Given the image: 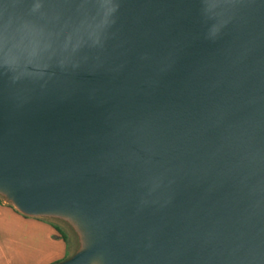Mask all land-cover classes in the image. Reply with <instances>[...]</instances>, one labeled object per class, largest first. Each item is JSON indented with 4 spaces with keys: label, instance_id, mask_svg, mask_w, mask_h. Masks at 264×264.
<instances>
[{
    "label": "water",
    "instance_id": "obj_1",
    "mask_svg": "<svg viewBox=\"0 0 264 264\" xmlns=\"http://www.w3.org/2000/svg\"><path fill=\"white\" fill-rule=\"evenodd\" d=\"M0 197L53 264H264V0H0Z\"/></svg>",
    "mask_w": 264,
    "mask_h": 264
},
{
    "label": "crops",
    "instance_id": "obj_2",
    "mask_svg": "<svg viewBox=\"0 0 264 264\" xmlns=\"http://www.w3.org/2000/svg\"><path fill=\"white\" fill-rule=\"evenodd\" d=\"M67 235L50 218L25 216L0 197V264H53L70 256Z\"/></svg>",
    "mask_w": 264,
    "mask_h": 264
},
{
    "label": "rangeland",
    "instance_id": "obj_3",
    "mask_svg": "<svg viewBox=\"0 0 264 264\" xmlns=\"http://www.w3.org/2000/svg\"><path fill=\"white\" fill-rule=\"evenodd\" d=\"M59 226L60 228L65 232V234L67 235V242L69 245V252L70 254H72L78 247V240H77V236L74 233V231L72 230V228L65 222L61 221V220H57V219H53Z\"/></svg>",
    "mask_w": 264,
    "mask_h": 264
}]
</instances>
